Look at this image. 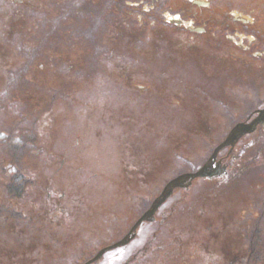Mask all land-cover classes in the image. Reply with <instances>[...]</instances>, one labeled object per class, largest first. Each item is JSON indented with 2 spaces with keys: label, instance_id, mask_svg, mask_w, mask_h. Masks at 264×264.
<instances>
[{
  "label": "rangeland",
  "instance_id": "rangeland-1",
  "mask_svg": "<svg viewBox=\"0 0 264 264\" xmlns=\"http://www.w3.org/2000/svg\"><path fill=\"white\" fill-rule=\"evenodd\" d=\"M133 1L139 0H0V264H82L134 223L181 163L174 152L200 159L230 128L228 120H203L224 106H203L187 88L164 91L151 84L162 70L178 87L188 81L174 72L188 68L178 60L189 52L175 41L180 27L169 21L186 20L192 28L188 21L194 19L202 26L208 1L187 0L192 7L182 15L173 11H181L182 0H153L148 22L139 18ZM162 1L167 9L157 13ZM210 1L231 11L235 3L258 2ZM159 35L167 43L158 47ZM223 69L228 75L236 67L226 62ZM166 76L164 85L170 84ZM222 85L217 94L235 98L232 87ZM195 92L201 98V91ZM249 99H243L244 109ZM260 167L243 170L232 186L216 188L199 207L197 193L187 196L182 204L192 210L171 218L172 228L183 234L177 242L170 241L169 226L159 233V222H149V234L138 230L129 246L95 264H122L131 252L133 264H219L229 248L239 253L241 264H264V220H258L264 178L250 176L253 191L241 185L264 170ZM256 192L259 211L246 215ZM115 215L117 220L107 219ZM239 220L240 229L252 228L251 249L236 227ZM109 222L112 228L106 229ZM215 225L219 234L212 233Z\"/></svg>",
  "mask_w": 264,
  "mask_h": 264
},
{
  "label": "flooded vegetation",
  "instance_id": "flooded-vegetation-1",
  "mask_svg": "<svg viewBox=\"0 0 264 264\" xmlns=\"http://www.w3.org/2000/svg\"><path fill=\"white\" fill-rule=\"evenodd\" d=\"M207 1L208 2H205L203 6L204 12L201 21L202 26L194 19H191L192 21L190 22L188 21L192 28L186 27L187 24H184L187 22L186 20H181L179 24L173 22L172 25L173 28L174 26L180 27L182 32V34L178 36L179 39L175 41L181 45H185L189 52V55L185 52L184 57H181L182 59L179 57L180 60H178V64L187 63L188 66L186 67L188 68L185 69L183 67H176L174 72L177 73V75H183L181 77H177L178 80L184 78L188 79V81L182 79L178 82L180 85L178 87L174 82L175 80L171 79V77H167L165 75L167 74L166 71L162 70L156 73L158 81L151 84H153L155 90H157V85L159 86V90L164 91H183V89L187 88L193 92V97L199 99L200 102L198 103L201 105L214 107L215 103H217L225 107L222 111H216L217 114L215 116L206 115L203 119L206 122H211L210 120L219 122L228 120L232 123L247 121L255 114L257 109L264 105V2H257L255 4L249 2L244 4L235 3V8L231 11L230 8L224 6L225 3L215 5L210 0ZM158 25L159 27H162V22L159 21ZM199 27H201L200 30L202 29V31L195 30L196 28L199 30ZM161 32L162 30L160 29L159 33ZM193 32H200L201 34L193 35ZM154 41L158 43V47L159 43H167V41L162 40L161 35L156 36ZM168 43L172 47L175 42L172 40L168 41ZM226 62L236 67V69L228 75L226 74L225 69L221 70V63L223 64ZM143 73L147 74L148 71L145 70ZM163 76H166L165 80L169 79L170 84L164 85V82L162 81ZM151 84H144L142 86L145 87ZM222 84H224V87H232V91H235L232 96L235 98L229 97L225 93V90L224 95L217 94V91H223V88H221L223 87ZM135 85L140 86L141 84ZM198 90L201 91V98L196 96L197 93L195 91ZM204 90H212L214 96L207 92V95H205ZM181 97L184 98V96L180 95L179 100ZM245 98H251L249 99L248 104H246L247 109H244L243 107L245 104V102H243L245 100L243 99ZM237 102L238 104L240 103V106L236 104ZM218 143L219 142H216L215 144L217 145ZM258 143L260 145H264V125L259 126L253 134L243 136L235 144L232 150H229V147H227L222 151L223 154L221 153V155L217 157L219 164H221L220 169L224 167L219 174H214L207 178H196L191 181H184L183 186L175 187L171 195L157 209L154 219L150 222H159V226L157 225L159 233L163 226H169L167 231L174 235L170 241L177 242L178 238H181L183 234L179 231V229L172 228L171 218H173L181 209L186 211L192 210V206H185L182 202L185 201L187 196H190V194L194 195V193H197V205L199 207L204 204V201H201L203 198H212L216 194V188L232 186L237 181L235 176L238 175L239 178L243 170H247L248 167L252 168L254 166L260 167L262 165V167H264V160L261 163L251 162L255 159L253 156L255 153L252 154L253 151L251 147L253 144L256 146ZM179 154L180 153L178 152L173 153L176 159L181 160V163L174 164L172 174L165 178L159 191L151 196L150 200L159 195L163 187L170 181V179L181 174L182 172L180 171H193L203 165L208 158L206 155L202 156V160L196 159L191 161V155H188L187 157H180L178 156ZM215 170H219L217 163H214L211 166V172H214ZM252 175L253 173L246 178H243V181L241 182V185L244 184L245 190H254L251 184L253 180L250 177ZM103 180L104 178L101 176L94 182L95 184H99V181ZM255 196L256 198L253 202L256 203V201L258 202L259 200L257 192L255 193ZM256 206L257 205L255 204L252 205L250 209H245L244 212H246V215H255L257 212ZM117 216L118 215H115L107 219L111 221L115 219L117 220ZM238 222L239 223L236 224V227L239 229L240 234L243 235L244 231H252V228L248 225H246L245 230H242V227L240 229L241 220ZM148 224L150 223L144 222L139 226L137 229V231L139 230V234H149L150 228ZM255 224L256 223H254V229H256ZM110 225L111 222L108 223L106 229L112 228ZM147 229H149L148 232ZM220 231L221 227L219 225H215L212 233L219 234ZM244 234H247V232H244ZM122 235L123 234H121L120 237ZM154 235L153 239H156V232H154ZM141 237L136 241L140 242ZM145 237L142 238L144 239ZM134 240L135 238L126 246H129V244H131ZM149 244L150 243L147 245ZM147 245L142 246V253L143 250L148 247ZM233 246H237V244H234ZM136 247L134 249H136ZM228 250V252L225 251L226 254H222V263L219 264H224L227 259L230 264H241V262L239 263L241 260L238 257L239 253L235 251L234 248L232 250L229 248ZM107 253L108 252L105 254ZM135 255L136 254L134 252L129 253L125 257L122 264L135 263ZM64 263L65 260H63L61 264Z\"/></svg>",
  "mask_w": 264,
  "mask_h": 264
},
{
  "label": "water",
  "instance_id": "water-1",
  "mask_svg": "<svg viewBox=\"0 0 264 264\" xmlns=\"http://www.w3.org/2000/svg\"><path fill=\"white\" fill-rule=\"evenodd\" d=\"M263 123H264V107L262 109L258 110L257 115L251 121L240 122V123H237L236 125H234L232 127V129L229 131V133L227 134V136L225 137V139L221 142V144H219L215 148L210 159L202 168H200L198 171H196L194 173L182 174V175L172 179L165 186L162 193L153 201L151 207L139 217V219L131 227L130 231L121 240L117 241L116 243H114L110 246H107V247L101 249L100 251H98V253L93 258H91L90 260H88L84 264H89V263L93 262L94 260L98 259L108 249L115 248L117 246H121V245L126 244L133 237L134 231L137 228V226L143 220H147V219L152 217L154 211L168 197V195L171 193L173 187L178 186V185H182L183 181L188 180V179H192L194 177H203V176L211 175L210 174V165H211V161H213V159L215 158L217 151L219 149H221L222 147L227 146V145L233 146L235 144V142L242 135L254 131L258 124H263Z\"/></svg>",
  "mask_w": 264,
  "mask_h": 264
},
{
  "label": "trees",
  "instance_id": "trees-1",
  "mask_svg": "<svg viewBox=\"0 0 264 264\" xmlns=\"http://www.w3.org/2000/svg\"><path fill=\"white\" fill-rule=\"evenodd\" d=\"M126 1H129V0H126ZM183 1V0H182ZM143 2H144V4H148L149 6H153L152 7V9L154 8V6H155V2L153 1V0H143ZM154 2V3H153ZM183 2H185V0L183 1ZM165 2L164 1H162V4H161V7H159V5L157 6V13H161L163 10H165V9H167V8H165L164 6H163V4H164ZM139 8V7H138ZM161 8V9H160ZM152 9H150L149 10V12H147V11H145V13H144V11H142V10H140L139 12L140 13H144V17H143V15H142V20L144 21V22H148L149 20H152L153 18L150 16V12H152ZM169 10V9H168ZM172 10V9H171ZM174 12H178V11H180V10H178V9H175V10H173ZM183 11H184V8H183ZM182 11V12H183ZM97 12V10H94L93 11V13H96ZM11 178H13V180H17V176L15 175L14 177H13V175L11 176Z\"/></svg>",
  "mask_w": 264,
  "mask_h": 264
}]
</instances>
